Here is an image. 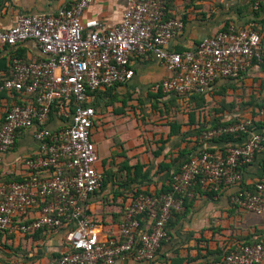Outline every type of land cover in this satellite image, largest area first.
Returning a JSON list of instances; mask_svg holds the SVG:
<instances>
[{"label": "built area", "instance_id": "1", "mask_svg": "<svg viewBox=\"0 0 264 264\" xmlns=\"http://www.w3.org/2000/svg\"><path fill=\"white\" fill-rule=\"evenodd\" d=\"M93 1L75 0L52 14L21 13L8 29H0L1 47L15 48L29 41L41 55L24 60L13 54L8 76H0V93L17 94L0 118V155L9 152L18 135L28 129L37 144L34 157L25 161L29 174L19 182L0 183V231L32 235L64 229L66 250L50 264H114L123 255L153 261L168 240V221L184 210L194 185L215 193L235 187L230 204L261 214L264 161L251 189L242 176L243 168L264 149V130H257L246 118L202 131L200 146L172 175L168 191L160 196L136 194L124 207L118 234L99 231L84 206L102 182L91 138L96 117L92 102L98 93L127 83L134 75V59L153 57L170 72L155 84L156 90L185 97L203 95L218 80L240 79L253 62L264 64V29L229 27L204 37L193 49L172 52L167 46L182 31L183 22L166 13L164 0H125L112 26L83 17ZM263 7L264 0L252 4L254 11ZM52 115L64 121L56 130L47 127ZM222 135L246 138L209 147L208 142ZM35 207L38 213L31 216ZM144 216L147 226L141 229ZM199 264H264V243H239L217 261Z\"/></svg>", "mask_w": 264, "mask_h": 264}, {"label": "crops", "instance_id": "2", "mask_svg": "<svg viewBox=\"0 0 264 264\" xmlns=\"http://www.w3.org/2000/svg\"><path fill=\"white\" fill-rule=\"evenodd\" d=\"M73 1L0 0V29H8L18 14H52ZM255 1L166 0L169 16L183 22L182 31L167 49L172 52L193 49L204 37L229 27L242 29L251 25L263 30L264 8L254 11ZM125 4V0H94L83 17L112 26L119 20ZM17 50L24 60L41 58L39 50L29 41L15 48L0 46L1 77L8 76L11 56ZM133 70L134 75L127 83L100 91L92 102L96 117L91 138L98 155L95 167L104 183L84 206L99 231L108 236L118 234L124 207L136 194H157L168 187L179 165L197 151L200 130L218 120L250 118L253 123L264 125L261 115L264 64L253 62L240 79L218 80L210 92L190 97L155 89V84L170 72L153 57L134 59ZM15 102L13 94H0V118ZM63 122L52 115L47 127L56 130ZM32 132V129L21 132L14 147L0 155V183H8V178L21 181L29 174L25 161L34 157L37 148ZM222 146L209 144L212 149ZM263 161L264 149L243 168V184L256 183ZM235 190L232 187L212 195L201 185H194L186 209L168 222V240L161 244L153 261L123 255L114 264H199L214 261L239 243L255 240L264 243V212L257 215L232 206L229 195ZM37 213L35 207L31 216ZM65 236L64 229L32 235L0 231V264H50L66 250Z\"/></svg>", "mask_w": 264, "mask_h": 264}, {"label": "trees", "instance_id": "3", "mask_svg": "<svg viewBox=\"0 0 264 264\" xmlns=\"http://www.w3.org/2000/svg\"><path fill=\"white\" fill-rule=\"evenodd\" d=\"M164 4H165V8H166V13L169 15V13H168V7H167V4H166V0H164ZM264 8V7H263ZM171 17V16H170ZM227 28H225L224 30H226ZM179 52H181V51H179ZM17 56H20V57H22V55L18 52V50H17V52H14ZM3 93H5V92H3ZM1 94V93H0ZM13 97L16 99V97H17V94L16 93H13ZM233 122H236V121H230V122H222V121H215L212 125H208V126H206L205 128H203L202 130H200V132H199V135H198V138H199V136H200V134H201V132L202 131H204V130H206L207 128H209V127H216V126H219V125H225V124H228V123H233ZM254 126L259 130H261L262 128H264L263 126V124H256V123H254ZM239 139H241V138H235V137H233V136H231V135H222V136H220V137H218V138H216V139H213V140H211L210 142H208V144H220V145H223L224 146V144H227V143H237V142H239ZM200 146V144L198 143L197 144V148H196V150L198 149V147ZM219 148H221V147H219ZM211 149V148H210ZM195 153V152H194ZM193 153V154H194ZM191 156V155H190ZM189 156V157H190ZM189 157H187L184 161H186ZM183 161V162H184ZM182 162V163H183ZM181 163V164H182ZM180 164V165H181ZM179 165V166H180ZM179 169V168H178ZM178 169L175 171V173L178 171ZM170 181H171V178H170ZM8 182H19L18 180H9V178H8ZM103 183H104V179L102 178V182H101V186H100V189H101V187L103 186ZM247 188H249V189H251L252 187H253V185H249V186H246ZM169 190V185H168V187L164 190V191H161V192H159V193H157L156 195L157 196H160L161 194H163V193H165L166 191H168ZM210 194H212V195H214L215 194V192H209ZM146 194H149V193H146ZM216 194H218V193H216ZM187 203H188V200L187 199H185L184 200V210L186 209V206H187ZM183 210V211H184ZM182 211V212H183ZM182 212H180V213H182ZM177 214H179V213H174L173 214V216H175V215H177ZM172 216V217H173ZM147 221H148V219H147V217L146 216H144V218H143V220L142 221H140V228L141 229H143V228H145V226L147 225ZM170 221V220H169ZM168 221V222H169ZM168 224V223H167ZM166 229H167V225H166ZM40 231H43V230H40ZM39 232V231H38ZM253 242H262V241H257V240H255V241H253ZM222 255V254H221ZM220 255V256H221ZM219 256V257H220ZM219 258H217V259H215L214 261H217Z\"/></svg>", "mask_w": 264, "mask_h": 264}, {"label": "rangeland", "instance_id": "4", "mask_svg": "<svg viewBox=\"0 0 264 264\" xmlns=\"http://www.w3.org/2000/svg\"><path fill=\"white\" fill-rule=\"evenodd\" d=\"M263 212H264V209H263ZM263 212H262V213H263ZM262 213H261V214H262ZM261 214H259V215H261Z\"/></svg>", "mask_w": 264, "mask_h": 264}]
</instances>
